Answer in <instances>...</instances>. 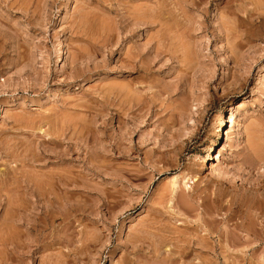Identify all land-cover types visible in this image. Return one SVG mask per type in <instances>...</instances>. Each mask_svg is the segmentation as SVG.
<instances>
[{"label":"rangeland","instance_id":"obj_1","mask_svg":"<svg viewBox=\"0 0 264 264\" xmlns=\"http://www.w3.org/2000/svg\"><path fill=\"white\" fill-rule=\"evenodd\" d=\"M33 1L0 0V222L46 171L86 210L11 228L28 248L0 262L264 264V0Z\"/></svg>","mask_w":264,"mask_h":264},{"label":"bare ground","instance_id":"obj_2","mask_svg":"<svg viewBox=\"0 0 264 264\" xmlns=\"http://www.w3.org/2000/svg\"><path fill=\"white\" fill-rule=\"evenodd\" d=\"M16 1H18V0H15V2ZM37 4L38 3H40L42 0H34ZM33 1V2H34ZM24 2V1H23ZM44 2L45 3H47L45 0H44ZM195 2L196 1H194L193 2V0H191V3L193 4H195ZM186 4V3H185ZM193 4V5H194ZM197 4V3H196ZM18 5V4H17ZM41 5V4H40ZM156 5H157V3H156ZM155 5V6H156ZM159 5L161 6V4H158V7H159ZM188 5H190V4H188ZM192 5V6H193ZM150 6V5H149ZM163 6V5H162ZM161 6V7H162ZM134 8V7H133ZM144 8V7H143ZM155 8V7H154ZM160 8V7H159ZM163 8V7H162ZM166 8V7H165ZM132 9V8H131ZM156 9H157V6H156ZM125 10H127V9H125ZM162 10V9H161ZM128 11V10H127ZM137 11H138V9H137ZM146 11H147V9H146ZM164 11V10H163ZM130 12V11H129ZM151 12V11H150ZM158 12H160L159 11V9H158ZM165 13H166V11H164ZM131 13V12H130ZM148 13V12H147ZM163 13V12H162ZM95 14V13H94ZM129 14V13H128ZM136 14V13H135ZM139 14H141V13H139ZM123 15V14H122ZM134 15V14H133ZM143 15V14H142ZM126 16V15H125ZM124 16V17H125ZM136 16V15H135ZM148 16V15H147ZM152 16V15H151ZM129 17H131V16H129ZM137 17H139V16H137ZM158 17V16H157ZM123 18V17H122ZM127 18V17H126ZM132 18V21H133V17H131ZM130 18V19H131ZM141 18V17H140ZM143 18V17H142ZM162 18V17H161ZM152 19V18H151ZM156 19V18H155ZM124 20H126V19H124ZM137 20H138V18H137ZM146 20V19H145ZM153 20H154V18H153ZM160 20H162V19H160ZM159 20V21H160ZM164 20V19H163ZM167 20V19H166ZM127 21V20H126ZM126 21H124L125 23H126ZM129 21V20H128ZM131 21V20H130ZM130 22V23H132V26L133 25H135L136 27H137V25H141V23H138V22H136V18L134 19V22ZM143 21V20H142ZM141 21V22H142ZM153 22V21H152ZM163 24H162V23ZM76 23V22H75ZM143 23V22H142ZM146 23V22H145ZM160 23H161V25H159V26H164L165 24V22H163V21H160ZM123 24V23H122ZM128 24H129V22H128ZM144 24V23H143ZM142 24V25H143ZM147 24V23H146ZM79 25V24H78ZM75 26V25H74ZM130 26V24L129 25H126V28H130L129 27ZM166 27H167V25H165ZM77 28V27H76ZM126 28H125V26H124V31H126ZM79 29V28H78ZM81 29V28H80ZM80 29H79V31H80ZM165 30V29H164ZM123 31V30H122ZM135 32V31H134ZM148 38V37H147ZM149 39V38H148ZM147 39V40H148ZM100 48V47H99ZM151 50V49H150ZM156 52V51H155ZM79 55V54H78ZM126 56H128V55H126ZM125 56V57H126ZM132 58V57H131ZM78 60V59H77ZM81 60V59H80ZM133 60H134V57H133ZM73 61H76V60H73ZM72 61V62H73ZM130 61V60H129ZM132 61V60H131ZM130 61V62H131ZM138 62V61H137ZM73 63H75V62H73ZM129 63V62H128ZM133 63V62H132ZM72 64V63H71ZM134 65V64H133ZM137 66H139L138 64H137ZM124 67V66H123ZM142 66H140V68H141ZM128 69H129V67H128ZM133 71H134V69H133ZM125 86V85H124ZM122 88V87H121ZM230 119H231V116H229V118H228V120L230 121ZM33 121V120H32ZM26 123V122H25ZM31 125V124H30ZM62 127V126H61ZM55 128V127H54ZM65 128V127H64ZM70 128V127H69ZM73 128V127H72ZM29 129H31L30 127H29ZM62 129V128H61ZM40 130V133L42 132V130L41 129H39ZM63 130V129H62ZM65 130V129H64ZM63 130V131H64ZM67 130V129H66ZM62 131V132H63ZM82 131V130H81ZM59 132V131H58ZM73 132V131H72ZM43 134H46V132L45 131H43L42 132ZM56 133V132H55ZM64 133V132H63ZM62 133V134H63ZM37 134V133H36ZM39 134V133H38ZM48 134V133H47ZM46 134V135H47ZM58 134H60V132L58 133ZM42 135V134H41ZM54 135V134H53ZM56 135L57 134H55L54 136H55V139L54 138H50V137H48L49 135H47V138H50V139H47V143L49 142V143H55V144H58L57 146H60L59 145V143H61V139L59 138V139H57L56 138ZM64 135H66V134H64ZM79 135V134H78ZM44 137H45V135H43ZM51 136H52V134H51ZM67 136V135H66ZM61 137H62V135H61ZM64 137V136H63ZM68 137V136H67ZM92 137V136H91ZM35 138H36V136H35ZM43 138V137H42ZM62 141H63V139H62ZM27 142V141H26ZM63 143V142H62ZM83 143V142H82ZM43 144V143H42ZM84 144V143H83ZM12 146V145H11ZM56 146V145H55ZM66 146H67V144H66ZM114 146V145H113ZM61 147H62V145H61ZM68 147V146H67ZM69 147H70V144H69ZM44 148V147H43ZM42 148V149H43ZM45 148H46V146H45ZM113 148V147H112ZM116 148V147H115ZM29 149V148H28ZM101 149V148H100ZM118 149V148H117ZM17 150V149H16ZM45 149H43V151H44ZM64 150V149H63ZM24 151V150H23ZM60 151V150H59ZM40 152V151H39ZM107 152V151H106ZM29 153V152H28ZM46 153V152H45ZM54 153V152H53ZM37 154V153H36ZM40 154V153H39ZM65 154H67L66 152H65ZM69 154V153H68ZM34 156H36V155H34ZM40 156V155H39ZM38 157V156H37ZM47 157V156H46ZM63 157H65V155H64V153L63 152H61V153H59V154H57L56 155V153H55V157H53V158H58L57 160H62V158ZM68 157V156H67ZM25 158H27V157H25ZM24 158V159H25ZM30 158V157H29ZM31 158H32V156H31ZM34 158V157H33ZM44 158V157H43ZM209 158V157H208ZM64 159V158H63ZM23 160V159H22ZM25 160H27V159H25ZM24 160V161H25ZM34 160V159H33ZM47 160V159H46ZM54 160V159H53ZM21 162V161H20ZM28 162H29V160H28ZM92 163V162H91ZM97 164V163H96ZM45 165V164H44ZM66 169V168H65ZM102 169V168H101ZM42 170H44V167H43V169ZM47 170V169H46ZM67 170V169H66ZM64 171V169H63V172L61 173L60 172V170H59V172H49V171H46V172H42L40 175H39V177H38V179H36L35 180V178L36 177H34V180H32V179H30L31 181H29L28 180V178L26 179V180H28V181H21V182H23L24 183V185L25 186H21L22 188H23V190L25 191V193H26V190H29L28 192V194L26 195V199H25V202H27V204H16V202L15 203H13L12 202V200H9V203H7V205H8V211L6 210V215L5 216H3L7 221V223H8V225H9V228L8 227H6L5 225H6V223H5V225H3V221L2 222H0V227L1 226H5L8 230H6V228H5V230L3 231H1V233H0V246H1V248L2 247H4V248H6V250H9V252H10V254H11V256L12 257H14V255L15 256H17V257H20V256H22V253H24V252H22V249H24V247H23V245L21 244V246L23 247H21L20 246V242L18 241L19 239H20V237H18L19 239H17L16 238V236H15V238H14V233H13V231H12V229H16V228H20V227H25L26 229H28V230H26L27 232L28 231H32V233L34 232L35 234L37 233L38 235L37 236H40V234H42L41 233V229H43L44 230V225L46 226V224H44L45 223V219L44 218H46V222H48V220H53L54 219V217L56 216V215H59L60 216V218H61V221H63V223L65 222H67V223H69V221L70 220H73V215H71L72 213H74V212H76V211H82V212H84L85 210H83V208L81 207V206H79L77 203L75 204V203H73V201H72V203H71V200H70V197H69V195L70 194H73L74 193V189L73 188H75V187H77V186H79L80 188L84 185L85 186V184H83L82 182H79L78 181V179L77 178H73V176H71V173L69 172V170L68 171ZM96 170V169H95ZM56 171V170H55ZM122 171V170H121ZM120 171V172H121ZM24 172V171H23ZM115 173V172H114ZM130 173V172H129ZM118 174V173H117ZM136 174V173H135ZM16 175V174H15ZM105 175V174H104ZM113 175V174H112ZM134 175V174H133ZM132 175V176H133ZM38 176V175H37ZM129 176H131V175H129ZM136 176V175H135ZM75 177H77V176H75ZM81 178V177H80ZM129 178V177H128ZM133 178V177H132ZM132 178H129V179H127V180H129V181H131L132 180ZM136 178H137V176H136ZM82 179V178H81ZM126 179V178H125ZM80 180V179H79ZM83 180V179H82ZM81 180V181H82ZM17 181V180H16ZM136 182V181H135ZM20 183V182H19ZM18 183V184H19ZM129 183V182H128ZM131 183V182H130ZM17 184V185H18ZM82 185V186H81ZM174 185V184H173ZM19 186V185H18ZM15 187V186H14ZM137 188V187H136ZM26 189V190H25ZM88 189V188H87ZM86 189V190H87ZM23 191V192H24ZM96 191V190H95ZM12 192V191H11ZM105 192V191H104ZM181 192V191H180ZM179 192V193H180ZM15 194V193H14ZM23 194V193H22ZM69 194V195H68ZM107 194V193H106ZM120 194V193H119ZM104 195V194H103ZM71 196V195H70ZM14 197V196H13ZM104 197V196H103ZM177 197H178V195H177ZM181 197V196H180ZM11 197H9V199H10ZM33 198H35L34 200H33ZM127 198V197H126ZM183 199H184V202H185V205L187 206L188 205V203L186 204V202H187V200H186V198L185 197H182ZM113 199V198H112ZM217 199V198H216ZM14 200V199H13ZM186 200V201H185ZM259 200V199H258ZM23 201H24V199H23ZM114 201V200H113ZM174 201V200H173ZM215 201V200H214ZM19 202H21V201H19ZM156 202V201H155ZM263 202V201H262ZM97 203H100L99 205L97 204ZM96 204H97V210H99V211H97V214L99 213L100 214V212L101 211H103V209H107V200H106V198L105 199H103V198H101V202H97ZM182 203H183V201H182ZM108 204H109V202H108ZM172 204V203H171ZM218 204V203H217ZM257 204V203H256ZM170 205V204H169ZM191 205V204H190ZM189 205V206H190ZM153 206V205H152ZM231 206V205H230ZM207 207V206H206ZM169 208V207H168ZM177 208V207H176ZM190 208V207H189ZM204 208V207H203ZM187 209H188V207H187ZM89 210V209H88ZM93 210H94V208H93ZM92 210V211H93ZM160 210V209H159ZM165 211V210H164ZM204 211V210H203ZM28 212V213H27ZM89 212H91V210L89 211ZM95 212V211H94ZM93 212V213H94ZM171 212V211H170ZM262 212V211H261ZM92 213V214H93ZM154 213V212H153ZM260 213V212H259ZM83 214V213H82ZM171 214V213H170ZM196 214V213H195ZM205 214H207L206 213V211H205ZM232 215V214H231ZM256 215V214H255ZM257 215H259V214H257ZM256 215V216H257ZM196 216V215H195ZM199 216V215H198ZM212 216V215H211ZM210 216V217H211ZM251 216V215H250ZM249 215H248V217H250ZM254 216V215H253ZM102 217V216H101ZM103 217H104V215H103ZM156 217V216H155ZM169 217V216H168ZM167 217V218H168ZM209 217V216H208ZM236 217V216H235ZM255 217V216H254ZM47 218H48V220H47ZM70 218V219H69ZM88 218V217H87ZM161 218V217H160ZM204 218V217H203ZM202 218V219H203ZM212 218V217H211ZM226 218V217H225ZM228 218H230V217H228ZM247 218V217H246ZM246 218H245V222H246ZM253 218V217H252ZM205 219V218H204ZM249 219H251V217L249 218ZM153 220V219H152ZM252 220V219H251ZM254 220V219H253ZM87 221V220H86ZM205 221V220H204ZM203 221V222H204ZM209 221V220H208ZM243 221V220H242ZM260 221V220H259ZM52 222V221H51ZM195 222V221H194ZM216 222V221H215ZM244 222V221H243ZM193 223V222H192ZM209 223V222H208ZM251 223V222H250ZM2 224V225H1ZM44 224V225H43ZM158 224V223H157ZM7 225V226H8ZM237 225H239V224H237ZM240 225H242V224H240ZM244 225L245 224H243V226H241L242 227V229H243V227H244ZM249 225V224H248ZM255 225V224H254ZM64 226V225H63ZM215 226V225H214ZM250 226V225H249ZM249 226H246V227H249ZM262 226H263V224H262ZM195 227H197V226H195ZM208 227V226H207ZM255 227V226H254ZM12 228V229H11ZM194 228V227H193ZM233 228V227H232ZM240 228V227H239ZM239 228H237V226H236V229L238 230ZM261 228V227H260ZM1 229V228H0ZM187 229V228H186ZM189 229V228H188ZM206 229H208L209 230V228H206ZM205 229V230H206ZM227 229V228H226ZM244 229H245V227H244ZM243 229V230H244ZM248 229V228H247ZM250 229V228H249ZM252 229V228H251ZM257 229V228H256ZM42 230V231H43ZM174 230H176V229H174ZM193 230H195V228L193 229ZM235 230V229H234ZM241 230V229H240ZM246 230V229H245ZM263 230V229H262ZM143 231V230H142ZM185 231V230H184ZM196 231V230H195ZM201 231V230H200ZM214 231V230H213ZM249 231H251V230H249ZM186 232V231H185ZM203 233L204 232H206V231H202ZM211 232V231H210ZM210 232H209V234H210ZM235 232V231H234ZM238 232V231H237ZM246 232H247V230H246ZM164 233V232H163ZM167 233V232H166ZM175 233V232H174ZM178 233V232H177ZM193 233V232H192ZM208 233V232H207ZM206 233V234H207ZM223 233V232H222ZM258 233V232H257ZM260 233H262V231L260 230V232H259V235H260ZM17 234V233H16ZM202 234V233H201ZM205 234V233H204ZM203 234V235H204ZM205 234V235H206ZM224 234V233H223ZM226 234V233H225ZM255 234V233H254ZM263 234V233H262ZM20 235V234H19ZM22 235V234H21ZM28 235V234H27ZM136 235V234H135ZM138 235V234H137ZM144 235V234H143ZM160 235V234H159ZM158 235V236H159ZM182 235H183V233H182ZM203 235H201V237L203 238ZM211 235V234H210ZM213 235V234H212ZM211 235V236H212ZM250 235V234H249ZM258 235V237L259 238H261L260 236ZM264 235V234H263ZM35 236V235H34ZM146 236V235H145ZM176 236V235H175ZM194 236V235H193ZM192 236V237H193ZM207 236V235H206ZM206 236H204L205 237V239H206ZM26 237V236H25ZM36 237V236H35ZM137 237V236H136ZM144 237V236H143ZM148 237V236H147ZM177 237V236H176ZM183 237V236H182ZM196 237V236H195ZM218 237V236H217ZM22 238H24V237H22ZM21 238V239H22ZM33 238V237H32ZM42 238L43 237H41L40 239H41V241H42ZM70 238V237H69ZM138 238V237H137ZM136 238V239H137ZM160 238H161V236H160ZM163 238V237H162ZM198 238H199V236H198ZM208 238V237H207ZM237 238V237H236ZM255 238V237H254ZM28 239V238H27ZM38 239H39V237L38 238H36V241L35 242H38ZM94 239L96 240V238L94 237ZM135 239V240H136ZM174 239V238H173ZM185 239H190V238H188V236H187V238H184V240ZM192 239H194V238H192ZM191 239V240H192ZM262 239H264V236H263V238ZM45 240V238L43 239V241ZM87 239H85V241H81L82 243H81V247H83V249H86V250H88V248H86L88 245H92V247H95V246H93V244H92V242L93 241H90V240H92V239H88L87 241H86ZM139 240H141V239H139ZM161 240V239H160ZM166 240V239H165ZM182 240V239H181ZM183 240V241H184ZM198 240V239H197ZM209 240V239H208ZM212 240V239H211ZM218 240V239H217ZM256 240H257V238H256ZM260 240V239H259ZM258 240V241H259ZM21 241V240H20ZM26 241V240H25ZM29 241V240H28ZM41 241H39V242H41ZM42 241V242H43ZM58 241V240H57ZM56 241V242H57ZM97 241V240H96ZM126 241V240H125ZM137 241V240H136ZM142 241V240H141ZM140 241V242H141ZM159 241V240H158ZM164 241V240H163ZM187 240H185V242H186ZM189 242H191L190 240H188ZM201 241H202V239H201ZM203 241H204V238H203ZM206 241H207V239H206ZM210 241V240H209ZM209 241H207V242H209ZM263 241V240H262ZM23 242V244H25L24 243V241H21V243ZM32 242H34L33 241V239H32ZM55 242V243H56ZM86 242H91L90 244H88V243H86ZM161 242V241H160ZM165 242V241H164ZM163 242V243H164ZM182 242V241H181ZM205 242V241H204ZM212 242H213V240H212ZM215 242V241H214ZM254 242V241H253ZM260 242V241H259ZM27 243V242H26ZM30 243V242H29ZM137 243V242H136ZM157 243V242H156ZM162 243V242H161ZM159 244V245H161V247L159 248L157 245V247H155L156 249H153L152 250V248L150 249L151 251H153V252H149V255L152 253V255H150V258H149V260L150 259H152V257H156L155 255H158L159 254V251L160 250H162V244ZM177 243V242H176ZM194 243H195V239H194ZM193 243V246H195V245H199L198 243L196 244H194ZM31 244H33V243H31ZM35 244V243H34ZM39 244V243H38ZM52 244H54L53 242H52ZM52 244H50V245H52ZM94 244H95V242H94ZM143 244V243H142ZM183 244V243H182ZM180 245L178 248L179 249H175V251H177V254H176V252L174 253V254H172V252H171V250H170V254L167 256L166 255V257L164 256L163 258H164V260H162L161 261V258H159V257H156V259L157 258H159L160 259V263L162 264V262L163 263H166V262H168V264H170V263H172V264H175V263H173L174 262V259H176V257L174 256V255H178L179 253H181V252H183L182 250H184V248L181 250V246H183V245ZM186 244V243H185ZM205 244V243H204ZM207 244V243H206ZM210 244H212L211 243V241H210ZM223 244V243H222ZM235 244V243H234ZM245 244V243H244ZM26 245V244H25ZM28 245V244H27ZM30 245V244H29ZM43 245V244H42ZM41 245V246H42ZM44 245H45V243H44ZM49 245V244H48ZM133 245H135V244H133ZM187 245H188V243H187ZM190 245H192V243L190 244ZM202 245V244H201ZM147 246V245H146ZM152 246V245H151ZM167 246H169V245H167ZM171 246V245H170ZM176 246V245H175ZM210 245H209V243H208V246H207V248L209 247ZM153 247V246H152ZM173 247V246H172ZM204 247H205V245H204ZM211 247V248H210ZM209 248H210V252H212V253H215V251H214V247L213 246H210ZM215 247H216V245H215ZM219 247V246H218ZM227 247V246H226ZM3 248V249H4ZM28 248V247H27ZM26 247H25V249H27ZM159 248V249H158ZM168 248V247H167ZM175 248V247H174ZM206 248V247H205ZM208 248V249H209ZM259 248V247H258ZM159 251H158V250ZM172 249V248H171ZM189 249H190V247H189ZM194 249V248H193ZM201 249H202V247H201ZM38 250H40V249H38ZM85 250V251H86ZM147 250V249H146ZM178 250H180L181 252H179ZM185 250H187V248L185 249ZM184 250V252H186ZM203 250H205L206 251V249H204L203 248ZM1 251V250H0ZM24 251V250H23ZM26 251V250H25ZM35 251H36V249H35ZM83 251V250H82ZM163 251V250H162ZM172 251H173V249H172ZM190 251H193V250H190ZM6 252V251H5ZM27 252V251H26ZM88 252V251H87ZM183 252V253H184ZM189 251L187 250V253H188ZM156 253H158V254H156ZM186 253V254H187ZM222 253V252H221ZM32 254H34V252L32 253ZM190 254V253H189ZM160 255V254H159ZM217 255V254H216ZM215 254H214V256H216ZM253 255V254H252ZM171 256H173V258L174 259H172L171 258ZM183 255H181V257H182ZM204 256H206V255H204ZM244 256H246V255H244ZM3 257V256H2ZM8 257V256H7ZM178 259H180L181 260V257L178 255ZM186 257V256H185ZM184 256L182 257V259L183 258H185ZM203 257V256H202ZM210 257V256H209ZM212 257H213V255H212ZM162 258V259H163ZM206 258V257H205ZM2 259V258H1ZM9 259V258H8ZM216 258H214V260H215ZM242 259V258H241ZM4 260H5V258H4ZM3 260V261H4ZM80 260V259H79ZM154 259H152V261H153ZM158 260V259H157ZM156 260V264H159V260L157 261ZM191 260V259H190ZM217 260V259H216ZM248 260V259H247ZM1 261V260H0ZM151 261V260H150ZM150 261H149V263H150ZM152 261H151V264H152ZM211 261H212V259H211ZM6 262V261H5ZM170 262V263H169ZM204 262H206V261H204ZM209 262H210V260H209ZM92 263V262H91ZM137 263V262H136ZM154 263V262H153ZM177 263V262H176ZM0 264H10V263H2V262H0ZM142 264V263H141ZM144 264V263H143ZM167 264V263H166ZM183 264H185V262L183 263ZM198 264V263H197ZM211 264H213V263H211Z\"/></svg>","mask_w":264,"mask_h":264}]
</instances>
